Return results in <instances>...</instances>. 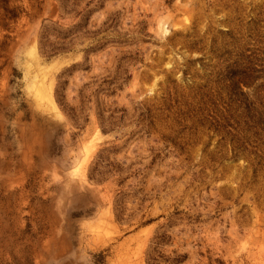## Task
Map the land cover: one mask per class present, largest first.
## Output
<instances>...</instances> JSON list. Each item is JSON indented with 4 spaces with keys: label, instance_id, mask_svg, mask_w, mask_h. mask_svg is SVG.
Instances as JSON below:
<instances>
[{
    "label": "rangeland",
    "instance_id": "rangeland-1",
    "mask_svg": "<svg viewBox=\"0 0 264 264\" xmlns=\"http://www.w3.org/2000/svg\"><path fill=\"white\" fill-rule=\"evenodd\" d=\"M0 264H264V0H0Z\"/></svg>",
    "mask_w": 264,
    "mask_h": 264
},
{
    "label": "bare ground",
    "instance_id": "bare-ground-1",
    "mask_svg": "<svg viewBox=\"0 0 264 264\" xmlns=\"http://www.w3.org/2000/svg\"><path fill=\"white\" fill-rule=\"evenodd\" d=\"M43 87V86H42ZM41 88V87H40ZM44 89V88H43Z\"/></svg>",
    "mask_w": 264,
    "mask_h": 264
}]
</instances>
